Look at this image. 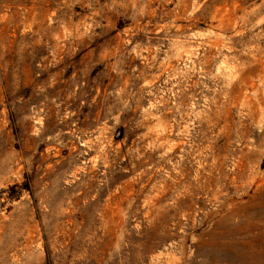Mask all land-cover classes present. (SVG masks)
Segmentation results:
<instances>
[{"label":"rangeland","instance_id":"rangeland-1","mask_svg":"<svg viewBox=\"0 0 264 264\" xmlns=\"http://www.w3.org/2000/svg\"><path fill=\"white\" fill-rule=\"evenodd\" d=\"M0 264H264V0H0Z\"/></svg>","mask_w":264,"mask_h":264}]
</instances>
